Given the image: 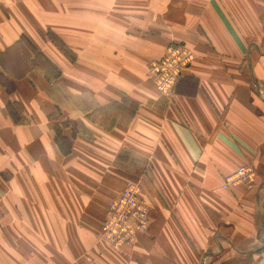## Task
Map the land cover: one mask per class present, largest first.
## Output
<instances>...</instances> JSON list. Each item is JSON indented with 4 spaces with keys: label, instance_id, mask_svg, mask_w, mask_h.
I'll list each match as a JSON object with an SVG mask.
<instances>
[{
    "label": "crops",
    "instance_id": "1",
    "mask_svg": "<svg viewBox=\"0 0 264 264\" xmlns=\"http://www.w3.org/2000/svg\"><path fill=\"white\" fill-rule=\"evenodd\" d=\"M172 43L196 59L170 101L149 68ZM137 181L148 232L114 249ZM210 259L264 264V0H0V264Z\"/></svg>",
    "mask_w": 264,
    "mask_h": 264
},
{
    "label": "built area",
    "instance_id": "2",
    "mask_svg": "<svg viewBox=\"0 0 264 264\" xmlns=\"http://www.w3.org/2000/svg\"><path fill=\"white\" fill-rule=\"evenodd\" d=\"M196 59L188 47L169 44L164 55L150 64L149 77L156 85L159 94L173 100L176 89L186 67ZM258 173L252 165H245L226 176L221 188L230 189L239 185L253 188ZM151 205L143 195L138 182H128L123 192L110 203L103 223L100 240L114 249L136 244L140 235L149 229Z\"/></svg>",
    "mask_w": 264,
    "mask_h": 264
},
{
    "label": "rangeland",
    "instance_id": "3",
    "mask_svg": "<svg viewBox=\"0 0 264 264\" xmlns=\"http://www.w3.org/2000/svg\"><path fill=\"white\" fill-rule=\"evenodd\" d=\"M57 42L58 39H55ZM22 44H23V49H24V53L26 54V57H32L34 56V61H35V65H37V67L39 69H42L43 71H45L46 73H49L51 76H55L57 75V71H55V69L48 63V61H45V59L41 56V55H38L31 47V45L27 42V41H21ZM168 47V46H167ZM167 49V48H166ZM30 50H31V53H30ZM166 51V50H165ZM164 55V54H163ZM162 57V56H161ZM150 69V68H149ZM56 79V77H55ZM17 109V108H16ZM17 111V110H16ZM138 182V181H137ZM140 183V182H138ZM141 184V183H140ZM127 185V184H126ZM142 186V185H141ZM143 188V187H142ZM143 195H144V189H143ZM147 200V199H146ZM212 261L211 264H223V259H210ZM227 260V259H226ZM234 260H237V259H229L228 258V261H231V262H234Z\"/></svg>",
    "mask_w": 264,
    "mask_h": 264
}]
</instances>
